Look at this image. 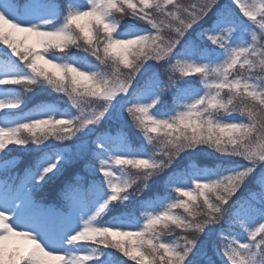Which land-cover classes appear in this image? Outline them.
<instances>
[{"label": "snow or ice", "instance_id": "snow-or-ice-1", "mask_svg": "<svg viewBox=\"0 0 264 264\" xmlns=\"http://www.w3.org/2000/svg\"><path fill=\"white\" fill-rule=\"evenodd\" d=\"M0 45V264H264V0H0Z\"/></svg>", "mask_w": 264, "mask_h": 264}, {"label": "trees", "instance_id": "trees-1", "mask_svg": "<svg viewBox=\"0 0 264 264\" xmlns=\"http://www.w3.org/2000/svg\"><path fill=\"white\" fill-rule=\"evenodd\" d=\"M3 47H4L3 45H0V50H2ZM54 51H56V54H58V55L62 54V53L59 52V50H54ZM73 51H75V50H73ZM76 54H77L78 56H81V57H83V56L85 55L83 52H77ZM88 59L91 60L92 58H91V57H88ZM189 79L196 80L197 78H196V77H190ZM43 98H45V99H58V94L53 93L52 96H50V97H43ZM38 99H39V98H38ZM33 102H35V101H33ZM62 102H63V104H62ZM62 102L60 103V107H67V106H68V105H67V100H66V99H64ZM204 163H207V164L211 165V163H212V157L204 158ZM131 170H132V169H131ZM132 172H134V170H132ZM159 191H160L161 194L164 193V190H162V188H160ZM175 211H176L178 214L183 213V209H176ZM177 231H179V230H177ZM168 236H169V235H165V236L163 237V239H172V236H169V237H168ZM125 259H126V257H124L123 260H125ZM127 259H128V258H127ZM125 261H127V260H125ZM129 263H132V264H133V262L130 261V260H129V262L127 261V264H129Z\"/></svg>", "mask_w": 264, "mask_h": 264}]
</instances>
